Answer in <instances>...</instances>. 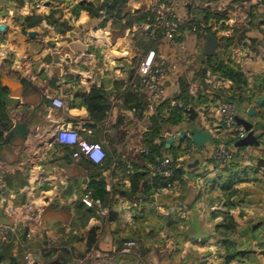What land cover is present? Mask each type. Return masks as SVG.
Masks as SVG:
<instances>
[{"label":"crops","instance_id":"1","mask_svg":"<svg viewBox=\"0 0 264 264\" xmlns=\"http://www.w3.org/2000/svg\"><path fill=\"white\" fill-rule=\"evenodd\" d=\"M33 1L14 7L16 15L12 10L0 14V24L4 25L0 30V45L4 50L0 64L7 65L10 60L9 68L15 72V76L0 72V82L15 102L9 114L12 110L19 114L12 124L20 126L25 123L27 129L24 136L7 133L5 138L8 141L0 147V160L11 163L10 172L16 168L27 180L18 190L8 188V199L18 205L27 196L37 194L34 202L42 227L48 228L47 234L55 233L61 247H66L71 254L68 255V264H96L86 258L90 247L106 251L105 264H215L220 261L219 249L264 252V206L259 205L263 201L264 187L248 180L236 183L239 187L250 185L242 190L243 202L249 205L238 217L239 227L230 235L235 244H223L213 225L220 215L210 218L209 214L212 210H224L225 205L223 209H208L213 200L223 195L220 189L208 185L227 171L225 165L211 169L207 155L195 144L190 148L191 152L196 151L193 157L199 159L198 166L184 167L183 179L172 188L149 190L144 179L132 176L140 170V165L153 170L152 164L143 162L141 152L126 147L127 143L144 144L142 134L146 125L137 123L141 118L136 122L131 119L124 122L121 114L127 112L132 118L135 111L129 110L121 100L127 84L117 88L113 80L126 81L132 75L137 61L138 30L133 26L129 29L124 21L114 24L103 13L90 16L81 10L75 14L71 8L78 0ZM148 1L128 0L125 10H146ZM248 2V34L258 35L260 28L264 27V0ZM55 6L62 8V18L68 19L72 25L65 32H57L45 19L30 28H23L16 22L19 13L34 11L47 16ZM187 7V4L180 7V16L188 14ZM209 23L210 33L217 36L216 51L225 50L224 61L232 52L235 58L245 62L252 76L264 74V45L259 46V52L250 50L252 44L246 35L241 42H233L225 48L223 36L233 33V28L215 18H210ZM30 30H35V34L30 35ZM204 39V35L193 32L178 52L164 48L168 57L177 63V68L169 74L165 97H177L180 79L191 77L188 71L193 69L190 61L196 48L200 45L203 48ZM184 62L190 65L183 66ZM16 75L23 76L29 83L23 84ZM71 75H77L78 79H72ZM53 76L55 83L50 82ZM93 84L103 86L108 103L104 112L96 117L77 96L81 91H88ZM200 93L202 97L193 101L196 95L191 96L188 92L191 102L187 107L193 106L197 113L196 119L191 121L198 124L197 129L201 127L199 122L207 129V123L217 124L211 128L219 133L216 112L209 109L211 95L205 91ZM53 96H59L63 105H54ZM261 97L264 100V90ZM253 100L243 101L242 108L253 106L257 110ZM242 110L237 113L252 118ZM254 119L258 120L257 117ZM59 124L75 127L90 142H102L106 152L104 162L97 164L82 155L72 156L70 146L54 140L53 133ZM257 148L259 154L253 156L252 164L258 156L264 157V147L259 145ZM127 161L131 162V168L126 166ZM202 163L206 164L204 170L210 172L207 186L199 184L190 173L191 169L197 172ZM259 167L257 175L263 177L264 166ZM145 179L150 181V175L147 174ZM84 194L92 198V204L87 205L90 218L85 225H73V205L81 201ZM231 211L236 215L239 208ZM169 215L172 223L168 220ZM3 217L0 204V223ZM247 218L252 219L250 229L247 228ZM253 223H256L254 227L251 226ZM258 262L253 257L235 258L231 264Z\"/></svg>","mask_w":264,"mask_h":264},{"label":"trees","instance_id":"2","mask_svg":"<svg viewBox=\"0 0 264 264\" xmlns=\"http://www.w3.org/2000/svg\"><path fill=\"white\" fill-rule=\"evenodd\" d=\"M16 6H22L25 3V0H12ZM52 1V0H51ZM128 0H81L77 1L72 6V12L78 14L79 11L84 10L90 16H101L102 13L112 19V23L119 24L120 21H124L125 25L131 29L134 22L140 23L147 18L152 16V12L149 9L143 10L141 8H135L132 11L125 10L127 7ZM15 7V6H14ZM1 14V10H0ZM63 10L61 7L55 6L51 9L50 15L43 16V14H38L36 12H30L28 14H17L16 22L21 25L23 28H30L38 25L42 19H45L50 25L54 27L57 32H65L71 28V24L68 19L62 18ZM215 18L219 20H225L226 14L221 10H209L207 13H200L199 15H194L191 18H187L186 25L196 24L200 20H204L207 25L201 27L197 33L201 35H206L210 33V26H208V18ZM101 22V26H103ZM250 27L243 26L240 28H234L233 33L230 35H224V46L230 47L233 42H241L242 39L247 35L251 41L252 47L250 50L254 52H259V46L264 45V27L260 28V33L258 35L248 34V29ZM0 32V38H1ZM144 48V46H143ZM205 69L197 70L193 76H200L210 69L213 71H219L223 75L231 79V83L227 88L228 92L225 93V98L229 102L236 103L237 108H242L241 103L243 101L251 102L254 98L255 107H257L256 115L259 120V124H264V100L257 102L256 98L258 95H262V90H264V74H253L252 85H248V80L244 72L241 70L240 66L236 63H233L232 60L228 59L224 61L220 58L219 54L216 53L215 56H205ZM8 64H0V72L6 73L9 76H15V72L9 68ZM232 62V63H231ZM135 65V64H134ZM135 67V66H134ZM246 69L248 67L245 65ZM201 71V72H200ZM16 77L23 83L27 84L29 81L21 75H16ZM69 77V76H68ZM50 80L51 83H55V77ZM71 78L74 80L78 79L77 75H71ZM127 80L114 79L113 83L116 84L117 88L124 86ZM188 84L185 79H180L179 81V94L177 97H165L156 107L155 112L151 113L146 124V130L142 134V142L147 146L148 153H142L141 157L143 162L150 163L154 165L156 163L155 155H161V151L168 149L164 147L165 139L162 133V127L164 124H169L175 127L172 132H176L182 127L184 122L189 123L191 120L188 118V114L185 111L184 107L177 105H172L170 102L174 98H179L183 101L184 105L187 106L191 100L190 95L188 94ZM203 94L200 91L193 97V101L196 97L201 98ZM77 96L80 97L81 103L86 107L88 112L95 117L101 115L104 112V109L107 108L108 103L106 102V91L102 85L93 84L88 91H81L77 93ZM193 96V95H191ZM121 100L125 103V106L130 110H135L140 113L142 116V111L144 109L143 97L138 90L127 85L123 88L121 94ZM15 105V102H12V98L8 96V90L0 82V147L3 143L7 142L8 139L5 138V135L8 133L9 129L12 126V119L9 116V111ZM243 109V108H242ZM243 111L248 114V108H244ZM120 122V120H119ZM183 125L184 126H186ZM200 126L202 124L199 122ZM258 143H255L256 146L264 147V130H259L256 132ZM158 138L159 142H155V139ZM194 143L191 141L190 137H186L184 142L180 144H172L170 147H176L177 152L174 155L189 150L190 146ZM169 147V148H170ZM238 149H241L242 146H237ZM173 155V156H174ZM175 156V157H176ZM207 161H210L207 158ZM136 165V164H135ZM236 163H228L224 166V169L227 171L225 175H218L216 178L212 179L209 182L208 187H216L220 189L224 198V210H212L209 214L210 218H214L217 215H220V219L213 223L215 229L219 234V241L227 245L233 241L230 238V235L235 232L239 227L240 222L238 220L239 216H242L245 211L244 208L249 205L248 203L243 202L244 192L242 190L246 189L250 185L246 186H236L239 181H251L255 182L257 185L260 184L261 188L264 187V176L261 177L257 175L258 168L256 164L245 165L236 167ZM140 170H136L132 176L137 177L138 179H144L149 190L153 189H162L167 188L172 185L174 179L182 180L183 174L185 173L184 166L180 165L174 168V172L169 176H162L155 170L150 171L146 169L145 166H138ZM190 173L192 176H202L203 173H196L195 169H191ZM147 174L150 175V181L145 179ZM2 179L5 183L6 190L12 188L18 190L20 187L24 186L27 182L26 176L22 175L21 172L13 168L11 172H5L2 175ZM211 180V179H210ZM209 180V181H210ZM135 183V182H133ZM4 190L0 186V193ZM260 207L264 206V195L263 201L259 202ZM239 208V211L235 215L231 209ZM69 208L72 207L69 205ZM74 216L71 223L73 225H85L90 218L87 205L78 200L73 205ZM169 222L172 223L173 219L168 218ZM251 218H247V225L250 229ZM26 228H22L19 223L15 227H11L8 224L0 223V264H18L22 257V250L25 248L29 250L31 246L26 241L27 238ZM234 239V238H233ZM41 250V254L46 257V261L56 256L58 252H63L60 249L54 247H47L46 240H40L34 242ZM235 244V242H233ZM30 251V250H29ZM67 252V251H66ZM66 252L65 255L69 260V256ZM220 261L215 264H231L232 259H245V258H254L255 261L259 264H264V252L254 251V250H237L235 252H229V250L223 251L219 249Z\"/></svg>","mask_w":264,"mask_h":264},{"label":"built area","instance_id":"3","mask_svg":"<svg viewBox=\"0 0 264 264\" xmlns=\"http://www.w3.org/2000/svg\"><path fill=\"white\" fill-rule=\"evenodd\" d=\"M186 4H189L187 7V18L199 15L200 13H207L209 10L214 9L225 12L226 18L223 21L231 26V28L246 26L249 20L250 9L248 8V0H149L146 9L152 12V16L140 23H134L132 25L134 29L138 30V36H140V38L136 45V65L132 75L126 82L127 85L138 90L143 97L144 109L142 111V116L155 112L158 104L165 98L169 74L173 69L177 68L176 61L168 57L164 48H169L172 52H178L185 46V41L180 39L181 34L179 33L181 24L179 9ZM209 20L210 17L208 18V26L210 25ZM206 25L207 23L204 20H200L198 26L196 24H191L187 25V28L190 31L196 32ZM3 55L4 50L0 45V58ZM228 59L238 62L241 70L248 79V85L251 86L252 74L246 69L245 62L242 63V60L235 58L232 52H230L229 57H226L225 61ZM185 80L188 84V92L190 94L196 95L199 91H205L211 95L210 101L208 102L210 105L209 109L216 112L220 131L219 133H215L213 128H211V125L216 126L217 124L213 123L209 125V123H207L208 129H206L211 133V136L208 138L209 140L207 139L206 143H204L206 145L201 147L212 164L211 169L220 168L232 161H236L239 166L251 165L253 156L259 154L257 146L249 144L238 149L234 144L238 138L245 136L246 130L242 124L236 121V103L229 102L225 98V93L228 92L227 88L231 83V79L219 71L206 69L201 77H186ZM52 103L57 106L63 105V101L59 96H53ZM170 103L184 108L187 107L184 105L183 101L178 98L172 99ZM133 113L135 114L132 118L127 116V112L121 114L124 122L128 119L135 120V122L137 120L139 121L140 117H142L140 113L136 111ZM9 116L12 120L19 118V114L13 110L10 112ZM233 127H235V131H231ZM128 130L129 129H127V134ZM53 137L56 142L70 146L72 149L71 154L74 157L82 155L91 162L97 164H102L104 162L106 152L102 142H90L83 135L79 134L75 127L69 124H59L54 130ZM155 142H159V139L156 138ZM126 147L127 149L141 153H148L147 146L142 143H139V145L127 143ZM191 149L192 148H189V150L178 154L176 157L169 153H162L159 156L155 155L156 163L151 167L162 176L172 175L175 167L180 165L187 167V161L191 160L189 156ZM176 158H180L182 163L178 164ZM11 166V163L0 160V186L4 188L0 193V204L3 208L4 217L9 221L8 225L15 227L20 223L21 227L27 230L28 237L26 241L30 242L36 239L33 237L35 236L33 232L37 234L38 232L47 233L48 228L42 227L40 214L37 211L38 208L35 205L33 194L27 196L18 205L8 199L7 195L9 191L6 190L7 188L2 179V175L10 171ZM126 166L131 168V162L127 161ZM204 171L202 176L196 175L194 179L199 182V184L207 186L210 172ZM176 182L178 183V179H174L172 185L167 188H172ZM80 199L86 205L92 204V198L85 194L82 195ZM5 200H7L8 203H6ZM214 208H224V198L222 196L213 200L208 206V209ZM45 239L47 247L57 246L55 242H53V239L50 240V238L47 237ZM105 256L106 251L93 247H90L86 253V258H91L96 264H105ZM23 261L26 264H38L32 257L31 252H25L23 254Z\"/></svg>","mask_w":264,"mask_h":264},{"label":"water","instance_id":"4","mask_svg":"<svg viewBox=\"0 0 264 264\" xmlns=\"http://www.w3.org/2000/svg\"><path fill=\"white\" fill-rule=\"evenodd\" d=\"M48 1H46L47 3ZM189 6V4H187ZM4 29V25L0 24V30ZM35 30H30L29 34L34 35ZM216 47H217V36L212 33H208L205 35L204 39V44L202 48V54L206 56H211L216 54ZM257 101L261 102L262 97L261 95L257 96ZM185 111L188 114V118L190 120H195L196 119V110L193 106H188L185 108ZM256 113V110L253 106H250L248 108V115L253 116ZM236 121L240 124H242L246 130L245 136L238 138L234 144L236 146H245L249 144H255L258 143V138L256 135V129L264 130V124H259L258 120H255L254 118H247L239 113L235 114ZM187 127L181 128L176 132H172L169 135H165V148H169L172 144H180L187 136L190 137L191 141L198 147L201 148L205 141L210 138L211 133L204 127L201 126L200 128H194V129H189ZM26 125L25 123L21 124L20 126L18 125H12L11 128L9 129L8 133H12L15 135H25L26 134ZM231 131H235V127L231 129ZM256 131V132H255ZM176 161L178 164L182 163V160L180 158H176ZM254 163L257 164L258 166H264V157L263 156H258L256 160H254ZM199 164V159L197 157H193L191 160L187 161V167L188 168H194L198 166ZM206 164L202 163L200 167L196 170V173H202L203 170L205 169ZM256 223H253L251 226L254 227ZM43 264H68V258L63 252H58L56 256L53 258L47 260Z\"/></svg>","mask_w":264,"mask_h":264},{"label":"rangeland","instance_id":"5","mask_svg":"<svg viewBox=\"0 0 264 264\" xmlns=\"http://www.w3.org/2000/svg\"><path fill=\"white\" fill-rule=\"evenodd\" d=\"M33 2H35V1H33V0H25V3L23 4V5H25L26 3H33ZM14 6L16 7V8H18V7H20V6H16V4L14 3V1H12V0H0V10H1V13H6V12H8V10H12V11H14ZM13 14H15L16 15V11H14V13ZM187 16H188V14L185 16V17H183L182 15H181V21H180V28H179V33L181 34L180 35V38L181 39H183V41H185L186 43L188 42V38L190 37V36H192V34H193V32L191 33L190 32V30L187 28V25H186V21H187ZM233 29L234 28H240V27H232ZM184 32H185V35H184ZM189 32V33H188ZM201 35V34H200ZM185 36V37H184ZM187 40V41H186ZM197 50L193 53V59H192V61H190L191 62V68H193L192 70H190V69H188V71L191 73V77H194L193 76V73H195L197 70H202L203 68L205 69V61H202V60H204V57H205V55L204 54H202V45H200L199 47H197L196 48ZM216 53H218V51H216ZM219 56H220V58L222 59L224 56H225V50H223V51H219ZM213 56H215V55H213ZM226 59V58H225ZM232 62L233 63H236L237 65H239L238 64V62H235V61H233L232 60ZM231 62V63H232ZM190 65V64H189ZM189 65H187L185 62H184V64H183V66H189ZM181 70H182V68H181ZM182 71H184V69L182 70ZM201 72V71H200ZM131 73H132V70L131 71H129L128 72V75L130 76L131 75ZM185 74H187V73H185ZM203 75V74H202ZM201 75V76H202ZM182 76H184L183 75V72H182ZM200 76V74L199 75H197L196 77H201ZM248 80V79H247ZM171 83V82H170ZM168 84H169V82H168ZM240 110H242V108H237V106H236V111L238 112V111H240ZM243 111V110H242ZM244 112V111H243ZM245 113V112H244ZM246 114V113H245ZM255 115L256 114H254L253 116H252V118H255ZM149 116H150V114H146V115H143L142 117H140L141 118V121H140V123H138V124H140V125H142V126H145L147 123H148V119H149ZM133 124H135V123H133ZM186 124V122H184L183 123V125H185ZM183 125H181L180 127H182V128H184V127H187V125H189L188 127H189V129H194V128H196L197 126H198V124L196 123V122H192V121H190L189 123H187L186 124V126H184L183 127ZM175 129V127L174 126H172V125H169V124H164L163 125V127H162V133L164 134V136L167 134V135H169L170 133H172V131ZM260 129H256V131L258 132ZM255 131V132H256ZM105 141V140H104ZM183 142H184V140H183ZM161 153H169V154H172V155H174L175 153H178L177 152V149H176V147L174 148V146L172 147V149H171V147L170 148H168V149H164V150H162L161 151ZM194 153H196V151H194L193 150V152H191V150H190V155L189 156H192L193 157V155H194ZM174 156H176V155H174ZM253 156V155H252ZM37 195V194H36ZM35 194H34V196H33V198H34V200H35V197H37ZM35 205H36V203H35ZM14 220V219H13ZM8 220H7V218L6 217H3V224H8ZM40 222H41V218H40ZM33 234L35 235V236H33L34 238H36V239H33L32 241H30V242H28V244L31 246V248L29 249V250H27L26 248L24 249V250H22V257H21V259H20V261L18 262L19 264H26V263H24V261H23V254L25 253V252H31V254H32V257L34 258V260H36L37 261V263L38 264H43L44 262H46V257L43 255V254H41V250L37 247V246H35V244L36 243H34V242H36V241H40V240H46L45 238L47 237V238H50V240H54L53 242H55V245H57V246H55L54 248H57V249H60V250H62L63 252H66V247H61V242L60 241H58V239L56 238L57 237V235L54 233H51V234H47V233H43V232H38V234L37 233H35V232H33ZM55 237V238H54ZM52 242V241H51ZM51 247V246H50ZM68 255H71L68 251L66 252ZM84 256V255H83ZM83 258V257H82ZM70 261V260H69Z\"/></svg>","mask_w":264,"mask_h":264}]
</instances>
